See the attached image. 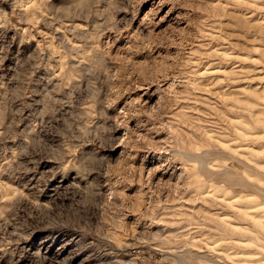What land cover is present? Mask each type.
<instances>
[{
  "label": "rangeland",
  "instance_id": "rangeland-1",
  "mask_svg": "<svg viewBox=\"0 0 264 264\" xmlns=\"http://www.w3.org/2000/svg\"><path fill=\"white\" fill-rule=\"evenodd\" d=\"M0 264H264V0H0Z\"/></svg>",
  "mask_w": 264,
  "mask_h": 264
}]
</instances>
